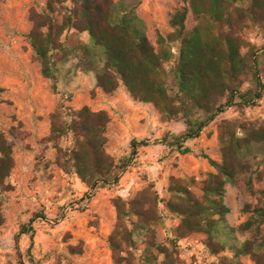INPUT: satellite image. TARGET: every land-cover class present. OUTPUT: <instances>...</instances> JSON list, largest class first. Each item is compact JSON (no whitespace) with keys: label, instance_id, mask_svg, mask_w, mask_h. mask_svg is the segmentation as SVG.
<instances>
[{"label":"trees","instance_id":"1","mask_svg":"<svg viewBox=\"0 0 264 264\" xmlns=\"http://www.w3.org/2000/svg\"><path fill=\"white\" fill-rule=\"evenodd\" d=\"M180 1L182 7L169 20L173 31L155 32L156 47L147 37L146 24L136 14L138 2L133 5L132 0H47L46 12L31 16L34 27L25 38L41 76L56 91L57 64L64 62L69 52L61 42L63 34L67 30L86 33L88 44L77 46L78 68L93 74L96 86L105 94L123 85L134 101L152 105L164 121L183 123L184 132L166 135L162 144L187 155L190 149L183 144L199 138L219 114L231 108L256 107L264 98L256 51L240 35L249 24L264 28V0ZM68 2L72 9L64 7ZM62 9L66 13L57 24L53 15ZM189 13L196 26L187 31ZM109 121L107 113L92 112L88 107L68 112L60 107L50 116L47 142L58 145L70 139L65 149H58L59 154L90 190L116 184L136 156L137 148L147 144L133 140L130 156L115 162L105 153ZM219 131L221 162L203 157L215 172L203 182L201 196L190 192L188 183L173 180L167 201L158 200L151 190L127 203L114 201L118 220L115 236L109 242L115 264H131L120 258V250L123 244L133 245V232L142 233L146 240L147 248L139 264H184L179 260V241L195 233L206 235V247L214 256L228 248L232 250V257H221L217 264H242L240 258L245 256L254 264H264V188L258 192L263 203L253 208L246 206L243 210L250 217L236 229L226 226L229 210L223 203L225 185L250 173L244 161L256 148H261L255 155L262 158L264 166V127L223 122ZM13 166L11 146L0 133L1 191L8 188L5 180ZM257 174V180L264 183V169ZM161 202L168 213L180 220L169 247L155 239L154 227L162 221L158 211ZM132 216L137 221L128 231L126 223ZM3 223L0 201V226ZM22 230L30 232L28 228ZM235 232L248 233L250 238L238 247L229 245ZM157 255L163 257L159 263Z\"/></svg>","mask_w":264,"mask_h":264},{"label":"rangeland","instance_id":"2","mask_svg":"<svg viewBox=\"0 0 264 264\" xmlns=\"http://www.w3.org/2000/svg\"><path fill=\"white\" fill-rule=\"evenodd\" d=\"M132 1L133 5L138 2L136 14L146 24L147 37L156 47L155 32L173 31L170 16L182 7L181 1ZM46 3L47 0H0V133L11 146L14 162L5 180L8 188L0 190L4 218L0 226V264H115L109 242L115 236L118 220L114 201L127 203L150 190L158 200L167 201L173 180L188 183L189 191L201 196L203 182L215 172L203 157L221 162L219 127L223 122L264 127V98L256 107L231 108L219 114L199 138L183 144L190 153L181 155L163 145L162 140L166 135L182 134L183 123L164 121L152 105L134 101L123 85L114 93L105 94L96 86L93 74L78 68L77 46L88 44L86 33L67 30L63 34L61 42L69 52L64 62L57 64L56 91L51 89L52 83L41 76L25 38L34 27L31 16L46 12ZM64 7L72 9V4L68 2ZM64 13L62 9L53 15L57 24H61ZM185 26L187 31L196 26L191 13ZM240 35L256 51L254 58L259 59V76L264 84V28L249 24ZM174 50L177 52V46ZM60 107L64 112L88 107L92 112L107 113L110 121L105 153L115 162L130 156L133 140L147 143L137 148L136 156L116 184L90 190L59 154L58 149H65L70 139H63L58 145L47 142L50 116ZM260 150L256 148L255 152ZM255 152L244 161L250 173L225 185L223 203L229 210L225 217L229 229H236L250 217L243 210L246 206L253 208L263 203L258 192L264 183L257 180V173L264 166ZM163 202L158 206L162 221L154 227L155 239L169 247L180 220L163 208ZM136 221L132 216L126 223L128 231ZM232 238L229 245L238 247L250 234L235 232ZM145 241L142 233L133 232V245H121L120 258L139 264L147 248ZM178 245L179 260L184 264H217L221 257H232L229 248L212 255L202 233L191 234ZM157 256L159 263L163 257ZM240 261L254 264L248 256Z\"/></svg>","mask_w":264,"mask_h":264}]
</instances>
